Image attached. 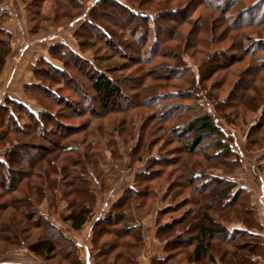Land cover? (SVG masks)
<instances>
[{"label":"trees","instance_id":"obj_1","mask_svg":"<svg viewBox=\"0 0 264 264\" xmlns=\"http://www.w3.org/2000/svg\"><path fill=\"white\" fill-rule=\"evenodd\" d=\"M22 1L26 2V0ZM43 1L35 0L36 6L43 7ZM68 1L76 11L63 13L61 16L70 20L69 23L82 19L73 30L77 50L66 42L52 43L48 48L47 57L36 59L32 72L35 81L24 82L22 86L24 91L39 88L53 102L63 106L61 111L54 112L41 105L33 109L29 106V102L11 96H6L4 102L0 103V127L8 124L14 126L17 135L12 142V138L7 136L6 132L0 133V144L11 146L7 150L0 149V192L2 193L0 197H5L4 202L0 204L1 242L13 245L15 248L23 242L35 255L42 258L57 253L63 247L61 244L66 243L67 248L74 252L77 250L75 240L40 209V203L44 200L47 190L56 191L59 180L62 187L65 186L62 190V198L67 203L68 213L63 218L72 230L80 231L92 219L98 201L91 171L99 182L102 193H107L118 185L127 166L128 169H137L132 183L127 185L122 194L108 206L103 216L96 218L93 225L92 231L94 234L98 233L97 238L96 234L92 233L94 244L103 234H113L115 237L114 242L95 245L99 249L102 247L100 255L104 254L106 257L103 264H131L132 262H129L131 254L125 258H122V253L115 254L109 258L110 261L107 255L118 246L126 245L129 249L142 247L146 242L144 220L151 215L156 203L154 201H157V198L165 201L169 197L175 199L177 196H182L184 190L187 192L191 188V196L186 195L187 197L177 201L176 204L171 203L164 209L157 210L156 237L163 244L165 255L153 257L152 263L261 264V259L264 257L262 234L264 224L258 216V205L252 198L251 190L239 185L230 177L236 168L242 166V159L230 141L231 136L218 122L223 119L228 124H234L231 120V111H227L234 105L230 95L228 101L210 97L206 85H203L207 78L216 73L212 72L214 66L209 64V60L211 63L218 61L222 53L209 54V59L204 61V65L195 66L189 64L185 54L180 55V52L174 50L172 52L171 49L164 48L166 47L164 41L156 33L160 28L168 30L171 27L166 24L167 18H170L168 15L171 12L178 14L187 12L185 11L187 5L181 4L173 8L170 6L172 0H163L165 8L156 11L142 10L141 3L138 2H147L144 0L134 2L133 0H97L87 15L84 14L87 0ZM212 1L218 2L219 10L226 14V18L233 17L235 10L238 12L241 10L239 17L245 19V15L251 13V10L257 6L255 17L240 22L239 27L252 24L258 26L264 22V0L256 1V5L250 7L242 6V0ZM26 3L27 6L30 4ZM63 4L58 6L65 7ZM38 12L36 10L35 14ZM113 13L126 16L131 24L115 18ZM44 17L45 21L51 18ZM187 23L188 20L183 19L177 21L176 25L180 27ZM199 30L207 31V23ZM0 34L3 35L0 37V71H2L12 45L11 32L7 28L0 27ZM177 38H185L184 40L187 41L181 32ZM133 40L139 42L137 47L132 45ZM96 45L97 50L94 48ZM92 48L95 51L90 57H85L84 52ZM126 51H132L133 58L128 56L129 53ZM158 55L164 59H179L181 65L164 63L162 65L164 69L161 68V71L166 73L164 83L157 84L158 81L156 82L155 79L146 83V77H151L154 71L144 70V65L153 62ZM126 57L130 62L125 60ZM79 60L85 62L82 64L87 65L86 69L80 66ZM137 63H142L143 66L138 67ZM68 68L75 73H69ZM172 68L175 70L172 71ZM43 76H48L47 80L51 81L52 86L53 84L60 86L55 90L45 86L41 82ZM171 78L184 80L185 84L167 82ZM78 85L82 87L77 88ZM141 86L143 87L138 89ZM80 89L82 92L78 91ZM65 90L68 94L62 92ZM204 91L208 93L204 94ZM188 97L196 103L192 106L184 105L183 110L177 112V106L181 105L175 102L181 103V100ZM245 97L250 100L251 96L246 92L241 100ZM204 101L209 105L205 106ZM139 107L153 109L156 114L145 118L137 114L132 117L131 114L126 113ZM219 108L222 115L218 114ZM18 110L21 114L24 111L30 121L29 124H21L20 120L23 116L17 114ZM191 110L195 111V114L179 123ZM120 112L123 114L125 112L124 118L118 120L111 128H106L104 123L98 121ZM82 114L87 118L86 122L74 126L70 117H79ZM138 116L140 121L143 120L136 133L135 122ZM90 118L97 119V122ZM158 119L160 121L152 123ZM259 122L247 130L245 143L247 150L252 151L251 146L264 142V125H262L264 114ZM92 125H95V130L105 139L104 146L113 147L116 159L121 161L120 165L114 161L108 166L100 165L102 154L96 149V142L93 140L83 149L81 145L85 144L87 135L93 133ZM146 129H151L150 134L143 133ZM161 130H165L169 136L177 137V141L182 143L184 153L195 154L202 145H206L209 151L212 150L210 153L207 151V158L210 161L206 166L200 160L191 162L190 165L185 163L180 169L182 176L179 182L175 184L170 180L164 190L161 186L163 191L157 186L159 184L157 181L167 174L156 167L170 166L172 163L165 161L164 157L153 151L152 145L156 143H154L156 136L152 135ZM53 131H57V138L47 137L51 132L54 134ZM254 132L260 134L259 138ZM81 133H84L81 140L72 139L74 135ZM252 136L255 139H252ZM206 139H209V142ZM39 140L44 144L41 145ZM129 141L133 143L128 150L126 144H129ZM28 151H33L30 162L26 158ZM110 154L112 156L113 152ZM62 157L64 160L60 163L64 164L60 166L59 159ZM126 158L129 159L127 165H125ZM113 167L118 170L111 175L110 171ZM210 168H217L221 172H209ZM165 180L169 178L166 177ZM111 181L112 183H108ZM175 188L178 190L174 192ZM206 194L210 195L206 198ZM152 199L153 203L150 204ZM205 199L208 202L214 200L216 205L221 201L223 211L217 218L207 209L208 202L205 203L203 201ZM185 203L195 204L197 208L164 218V214L177 212ZM142 208L147 210L143 214H141ZM38 227H43L46 234H39L36 237L29 235L32 228ZM1 232L12 236L1 235ZM52 232L55 236L51 235ZM124 239L129 241L122 244ZM219 243L229 244V247H222ZM76 259L78 262L81 261L79 255ZM82 264L86 263L82 262Z\"/></svg>","mask_w":264,"mask_h":264},{"label":"rangeland","instance_id":"obj_2","mask_svg":"<svg viewBox=\"0 0 264 264\" xmlns=\"http://www.w3.org/2000/svg\"><path fill=\"white\" fill-rule=\"evenodd\" d=\"M96 1L97 0H87L84 8V14L88 15V11ZM134 1L136 0H133V2ZM144 1L147 2H138V4L141 3L140 6L142 10L154 9L157 11L165 8L163 0ZM158 1L162 2L158 3ZM256 1L258 2L259 0H242L241 4L244 7H250L251 5H256ZM26 2H29L31 5L28 4L27 6ZM26 2H23L22 0H0V14H2L0 16V27L7 28L11 32L10 39L12 45L9 57L7 58L2 71H0V103L4 102L6 96H11L13 98L29 102V106L33 109L38 108V106L41 105L43 107H48L54 112L61 111L63 106L53 102L49 97L46 96L45 92H41L39 88L24 91V88H22V86L24 82L35 81V75L32 72L34 70L36 59L47 57L45 51L48 45L62 41L68 43L75 50H77L78 46L76 40L73 37V30L82 19L69 23L70 20L61 16L63 13H74L76 11V9H74L72 4L68 0H44L42 2L43 7H37V3H35V0H26ZM63 3L65 4V7L58 6L59 4ZM181 4L187 5V10H185L187 12L181 14L171 12L168 15L170 18H167L168 21L166 23L171 27L168 30L160 28L156 33L158 34L159 38L164 41L163 44L166 45V47L164 48L171 49L172 52L173 50L175 52H180V55L185 54L189 64L195 66L204 65V61L206 59H209V54L218 52L222 53L221 58H219L218 61H215L214 63L212 61L211 63V60H209V64H212L214 66L212 72L215 71L216 73L207 78L203 85H206L210 97H214L216 100L226 99L228 101L231 99V102H233L232 104L234 105V107L228 108L227 111H231V120L234 121L235 125L228 124L223 119H220L218 121L219 124L223 127L224 131L231 136L230 141L232 142L234 149L240 154V157L242 159V166L236 168L233 172V175H231L230 177L236 180L239 185L246 186L251 190L252 198L258 205V216L264 224V142L256 146H251L252 151L247 150L245 147L247 130L250 126H252L256 122H259L260 117L264 114V104H262L264 103V22L262 24H259L258 26L252 24L239 27L240 22H244L245 19L255 17L254 13L257 11V6H255L251 10V13H247L244 19L242 17H239L241 10L239 12L235 10V14L233 17L228 16L226 18V14L222 13L219 10L220 6L218 2L215 3L212 0H172L170 6L174 8V6H178ZM36 10L39 11L38 14H35ZM41 13L42 15H40ZM56 15L58 16V18ZM44 16H50L51 18L45 21ZM113 16H115V18H119L125 23L130 22L129 24H131V21L127 20L126 16L120 15L118 13H113ZM43 17L44 20L42 19ZM183 19L188 20V23L186 25H180V27L177 26L176 22H179ZM206 23L208 25V30L200 31V27ZM31 28L32 31H30ZM120 32H118V34H120ZM180 32L182 33L183 37L185 36L187 38V41L184 40L185 38H177ZM1 36L3 35L0 34V37ZM138 43L139 42L133 40L132 45L134 47H137ZM94 48L97 50V45L94 46ZM212 48L213 50L211 51ZM259 49H261V51H258ZM125 50L127 49L125 48ZM94 51L95 50L93 48L89 49V51L86 50V52H84L86 54L85 57H90V54ZM126 52L129 53L128 56H131L133 58L132 51ZM125 60L130 62L129 58ZM82 63L85 62L79 60L80 66L86 69L87 65ZM164 63H170L173 66L181 65L179 59H164L163 57H160L158 55L153 62L144 65V70L149 69L151 71H154V74L150 75L151 77H146V83L152 82V79H155L156 82L158 81L157 84L164 83V79H166V73L165 71H161V68L164 69V67L162 66ZM136 66H143V64L137 63ZM68 69L69 73H75L71 68ZM174 70L175 69L172 68V71ZM47 78L48 76H43V81L41 80V82L45 86L52 87L54 88V90L58 88L57 86H60L56 84H53L54 86H52L51 81H49V79L47 80ZM167 82H171V84H176V82L182 83L183 85L185 84L184 80L177 78H171L170 80L168 79ZM79 87L81 88L82 86L78 85L77 88ZM142 87L143 86L139 87L138 89ZM78 91L82 92L81 89ZM207 91H204V94H207ZM62 92L64 94H68L67 90ZM246 92L250 94V100H248L247 97L241 100ZM175 103L181 105L177 106V112H181L184 105L192 106L196 103V101L188 97L187 99L181 100V103H179V101H176ZM204 105L208 106L209 103H206L204 101ZM16 112L19 115L21 114L19 110ZM194 112L195 111L191 110L188 115H184L185 117L180 120L179 123H182L188 117L193 116L195 114ZM126 113L131 114L132 117L137 114L147 118L152 114L155 116L156 111L150 108L139 107L136 110H130ZM124 114L123 112H120L118 114L108 116L105 119H98V121L104 123L106 128H111V126H114L118 120L124 118ZM218 114L222 115V113H220V108ZM21 115L23 116L20 120L21 124H29L30 121L27 119V116H25L24 111ZM6 119H8V117H6ZM86 120L87 118L84 114L79 117H70V121L72 124H74V126H77L78 124L81 125L86 122ZM91 120L95 123L97 122V119L92 118ZM136 120L137 121L135 122V127L137 128V133L138 127H140L141 121L143 119H141L140 121L138 116ZM155 121L158 122L160 120H154L152 121V123ZM6 123L8 124V122ZM259 123L261 124V122ZM262 125L264 124L262 123ZM14 129L15 127L9 124L8 126L3 125L0 127V133L6 132L8 134L7 136L12 138L13 142L17 136ZM92 129L93 133L91 135H87L85 144L81 145L83 149L87 143H90L91 140H93L94 142H96V149L102 154V161L100 162V165L108 166L111 165L112 161L117 162L118 165H120L119 163L121 161L116 159V152L114 151L113 147L104 146L105 139H103L101 135H99V133L95 130V125H92ZM150 131L151 129H146L143 133L145 135L147 133L150 134ZM53 133L54 134H52V132L51 134H47V137L54 139L57 138V131H53ZM254 135L258 138L260 136V134L257 132H254ZM152 136H156V139L154 141V143H156L152 145L153 151L155 153H158L161 157H164L165 161L172 163L170 166L160 165L159 167H156L161 168L162 170H164L165 174H167V176H162V178L160 180L158 179L157 181L160 184L157 185L160 189L161 186L162 189L166 188L167 183L170 182V180L175 184L179 182L180 177L182 176L180 169L183 165H185V163L190 165L191 162L200 160L206 166L210 161V159L207 158V151L210 153L212 150L209 151L206 145L200 146L195 154H187L182 151V143L179 142V140L177 141V137H175L174 135L169 136V134L166 133L165 130H161ZM166 136L167 138L165 139ZM83 137L84 133H81L80 135H74L72 139L77 138L78 140H81ZM119 138H121L122 140L121 136H119ZM253 138L255 139V137L252 136V139ZM206 141L209 142V139H206ZM38 142H40V140ZM132 143L133 141H129V144H126L128 150L130 149ZM40 144L42 145L44 144V142H40ZM9 147L11 146L8 144H0V149L7 150ZM124 151L125 149L123 148V152ZM110 152H113L112 156ZM32 155L33 151L27 152L26 158L28 159V161L30 160V158H32ZM63 158L64 157L59 159V163L64 160ZM221 160L223 161L224 158H222ZM94 161L97 162L96 159H94ZM125 162V165H127L129 159L126 158ZM216 163L217 161L214 162V164ZM63 164L64 163H60L59 165L62 166ZM117 170L118 169H116L115 167L111 168V175L117 172ZM136 170L137 169H128L126 166V169L123 172V176L118 185L114 188L112 187L113 189H111L107 193H102V191L100 190V184L91 171L92 179L98 194V201L95 205L92 219L88 223H86L80 231L72 230L69 227L68 222H66L63 218L67 215L68 209L66 207L67 203L65 199L62 198V190H64L65 186L63 188L59 180V186L57 187L58 189H55L56 191L47 190L44 200L40 203V209L46 215H48L55 224L59 225L67 235L75 240V242L77 243V250H75L74 252L70 251V249L67 248V243L61 244L63 247L62 249H59L57 253L42 258L35 255L34 252L31 251L23 242H21V244L17 246V248H15L13 245L1 242L0 240V264H6L4 262H9L10 264H82V262L86 263L85 259L88 261L87 258H89V264H103V260L106 259V257L104 256V254L100 255L102 247H100L99 249L98 247L96 248L95 245L97 244L101 246L104 242H114L115 237L113 234H103L102 238L100 237L97 240V243L94 244L95 242H92V236L96 234H94V232L92 231L94 221L96 220V218H98V216H103V214L106 212V208L111 205L113 200L127 185L132 183L135 177V173L137 172ZM208 171L213 173L221 172V170L217 168H210L208 169ZM166 177L167 179L169 178V180H165ZM65 181H67V179ZM107 181H109V178ZM108 183H112V181ZM191 189H189L187 192H185L184 190L182 196H177L175 199L169 197L165 201L157 198V201H154L156 203L152 208L153 211L151 215H148L144 220V231L146 237V242L144 243V245L140 248L135 247L131 249L127 248L126 245L115 247L107 255L108 260L110 261L111 259L109 258L114 256L115 254L122 253V258H125L129 254H131L129 262H138V264L146 262L144 260L148 259L147 254L149 252L151 253L155 249H159V244L161 243V241L157 239L156 234L154 237L156 239L153 238L154 234H151L153 230V215H156L157 210L162 208L164 209V207L169 206L168 204H176L177 201L185 198L186 195L191 196ZM176 190L178 189L175 188L174 192ZM0 194L2 193L0 192ZM34 194L36 195L35 192ZM209 195L210 194H206V198ZM4 200V196L0 197V204L3 203ZM203 201L205 203L208 202L207 199ZM152 203L153 199L150 204ZM220 203L216 205V202L213 200L211 202H208L207 205V209L209 210V212L216 218L217 216H219L218 214L223 211L221 210L222 206L220 205ZM191 208L196 209L197 205L185 203L177 212L164 214V218H170L173 216V214L182 212L185 213L188 210L190 212ZM146 211V209L142 208L141 214L145 213ZM235 223L241 224L240 222ZM29 232V235H32L34 237L38 236L39 234H46L43 227L32 228ZM90 233L91 238L88 239L87 237ZM97 234L95 235V237L97 236ZM262 234L264 236V228ZM1 235H9L10 237L12 236L11 234L6 232H1ZM47 235H49V233ZM51 235L55 236L53 232L51 233ZM151 237L152 239H149ZM153 240H156V242H158V247L155 246L156 242H154ZM127 241H129V239H124L122 244L126 243ZM150 242L151 244H147ZM219 244L222 247H229V244ZM78 255L82 262L80 260L78 262V259H76V256ZM150 262L151 264H153L152 261ZM261 264H264V257L261 259Z\"/></svg>","mask_w":264,"mask_h":264},{"label":"crops","instance_id":"obj_3","mask_svg":"<svg viewBox=\"0 0 264 264\" xmlns=\"http://www.w3.org/2000/svg\"><path fill=\"white\" fill-rule=\"evenodd\" d=\"M49 46H50V45H48L47 48H46V51H45L46 54H48V48H49ZM122 191H123V190H122ZM122 191H121V193H120V194H119L114 200H116V199L122 194ZM114 200H113V201H114ZM109 206H110V205H109ZM107 208H108V207H107ZM107 208H106V209H107ZM98 217H99V216H98ZM155 220H156V215H153V219H152V222H153V230H152V232H151V234H154L153 238L155 237V234H156V229H155V228H156V223H155ZM88 222H89V221H88ZM88 222H87V223H88ZM87 238H88V239L91 238V233L89 234V236H88ZM149 239H152V237L149 238ZM154 239H156V238H154ZM153 241L156 242V240H153ZM157 243H158V242L155 243V246H156V247H158V246H157V245H158ZM147 244H151V242H150V243H147ZM159 247H160L159 249H155V250H153L151 253L149 252V253L147 254V255H148V256H147L148 259L144 260V261H146V262H142V264H151L150 261H151V259H152L153 257H155V256H158V255H159L160 257H163V256H161V255H165V253H164V251H163V250H164V249H163V244L160 243V244H159ZM88 256H89V255H88ZM87 259H88V261H87L86 259H85V261H86L87 264H89V263H90L89 258H87ZM142 260H143V259H142Z\"/></svg>","mask_w":264,"mask_h":264}]
</instances>
